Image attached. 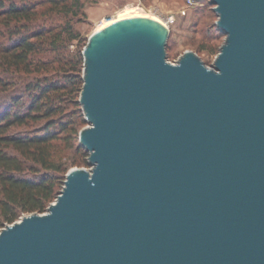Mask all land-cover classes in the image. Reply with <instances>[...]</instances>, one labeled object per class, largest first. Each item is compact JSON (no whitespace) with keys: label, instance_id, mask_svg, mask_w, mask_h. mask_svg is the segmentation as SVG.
Here are the masks:
<instances>
[{"label":"water","instance_id":"1","mask_svg":"<svg viewBox=\"0 0 264 264\" xmlns=\"http://www.w3.org/2000/svg\"><path fill=\"white\" fill-rule=\"evenodd\" d=\"M213 67L166 55L170 29L92 32L72 168L44 213L0 229V264H264V0H210Z\"/></svg>","mask_w":264,"mask_h":264},{"label":"trees","instance_id":"2","mask_svg":"<svg viewBox=\"0 0 264 264\" xmlns=\"http://www.w3.org/2000/svg\"><path fill=\"white\" fill-rule=\"evenodd\" d=\"M39 5L46 9L39 12ZM82 6L81 0H0L3 26L14 35L0 44V227L46 208L68 167L63 149L79 140L83 55L67 45L79 37L69 15L83 14ZM40 13L63 20L31 26ZM32 72L34 80L24 82ZM36 122L39 128L15 131Z\"/></svg>","mask_w":264,"mask_h":264},{"label":"rangeland","instance_id":"3","mask_svg":"<svg viewBox=\"0 0 264 264\" xmlns=\"http://www.w3.org/2000/svg\"><path fill=\"white\" fill-rule=\"evenodd\" d=\"M19 2L25 1L30 3H41L42 0H17ZM83 3L82 12L76 17L69 15L73 27L79 32V37L70 41L67 45V50L70 52L82 50L88 41L92 32L100 27V24L113 18L129 15H150L153 18L164 23V20L169 17H174V22L170 24V34L166 43V55L170 62H176L179 57L186 51L191 50L195 52L200 59L208 67H213L214 60L218 51L225 40V34L217 27V15L214 11V5L210 0H81ZM39 12L46 8L43 5L38 6ZM47 14V13H46ZM41 15L38 16V22H32L31 26L41 24L46 20V23L61 22V16L53 14L52 16ZM4 21L0 18V44L6 42L12 33H9V28L4 27ZM165 24V23H164ZM166 25V24H165ZM167 26V25H166ZM14 35H12V38ZM83 74V67H82ZM37 72L30 74H23L24 82L34 80ZM40 75V73H39ZM21 94V92L19 93ZM18 94V95H19ZM84 117V114H83ZM41 122V121H40ZM40 122L31 126L19 127L15 131L28 132L39 128ZM88 122L85 120L80 126V129L87 126ZM80 131V130H79ZM79 139V138H78ZM85 150V151H84ZM79 146V140L73 141L71 148L63 149L64 161L67 164L66 172L58 179V187L55 197L48 202L46 208L42 212H23L15 220H19L22 216L30 213H44L50 203L54 202L57 194L64 185L66 173L72 168L90 169L91 165L88 162L89 153L86 149ZM5 223L1 228H3Z\"/></svg>","mask_w":264,"mask_h":264},{"label":"bare ground","instance_id":"4","mask_svg":"<svg viewBox=\"0 0 264 264\" xmlns=\"http://www.w3.org/2000/svg\"><path fill=\"white\" fill-rule=\"evenodd\" d=\"M137 16L153 18V17L150 16V15H129V16H120V17H118V18L109 19V20L105 21L104 23H103V21H102V23L100 24V27H99L98 29H101V28L105 27L106 25H108V24H110V23H112V22H114V21H117V20H120V19H124V18H128V17H137ZM153 19L157 20L156 18H153ZM157 21H159V20H157ZM159 22H161V21H159ZM161 23H163V22H161ZM163 24H164V23H163ZM98 29H96V30H98Z\"/></svg>","mask_w":264,"mask_h":264},{"label":"built area","instance_id":"5","mask_svg":"<svg viewBox=\"0 0 264 264\" xmlns=\"http://www.w3.org/2000/svg\"><path fill=\"white\" fill-rule=\"evenodd\" d=\"M174 17L173 16H169L164 20V23L169 27L171 23L174 22Z\"/></svg>","mask_w":264,"mask_h":264}]
</instances>
